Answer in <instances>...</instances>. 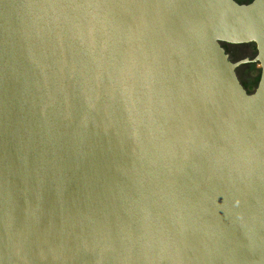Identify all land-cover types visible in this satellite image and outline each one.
Listing matches in <instances>:
<instances>
[{"label":"water","instance_id":"95a60500","mask_svg":"<svg viewBox=\"0 0 264 264\" xmlns=\"http://www.w3.org/2000/svg\"><path fill=\"white\" fill-rule=\"evenodd\" d=\"M0 264H264V0H0Z\"/></svg>","mask_w":264,"mask_h":264},{"label":"flooded vegetation","instance_id":"af4514ba","mask_svg":"<svg viewBox=\"0 0 264 264\" xmlns=\"http://www.w3.org/2000/svg\"><path fill=\"white\" fill-rule=\"evenodd\" d=\"M239 2L240 3H247L248 0H240ZM221 45L225 49V52L229 55V57H230L232 62L238 61V60L246 58V57L250 58V57H253L255 55V47H254L253 44H240L239 45V44L222 43ZM246 51H248V53H246V55L243 56V54ZM242 65H248L250 68L254 66V64H252V63H245V64H242ZM237 69H236V74H237ZM240 83H241V81H240Z\"/></svg>","mask_w":264,"mask_h":264},{"label":"rangeland","instance_id":"374dc122","mask_svg":"<svg viewBox=\"0 0 264 264\" xmlns=\"http://www.w3.org/2000/svg\"><path fill=\"white\" fill-rule=\"evenodd\" d=\"M246 53H248V51H246L243 56H245ZM251 68L248 65H241L237 69L238 78L248 92H252L255 89L260 74L258 65L254 64Z\"/></svg>","mask_w":264,"mask_h":264},{"label":"trees","instance_id":"16d2710c","mask_svg":"<svg viewBox=\"0 0 264 264\" xmlns=\"http://www.w3.org/2000/svg\"><path fill=\"white\" fill-rule=\"evenodd\" d=\"M251 1V0H248V2ZM255 47V46H254Z\"/></svg>","mask_w":264,"mask_h":264},{"label":"built area","instance_id":"2783aa9c","mask_svg":"<svg viewBox=\"0 0 264 264\" xmlns=\"http://www.w3.org/2000/svg\"><path fill=\"white\" fill-rule=\"evenodd\" d=\"M238 2L240 1V0H237Z\"/></svg>","mask_w":264,"mask_h":264}]
</instances>
